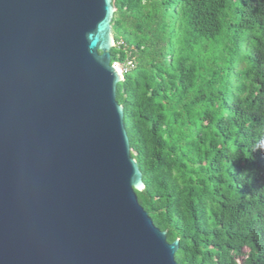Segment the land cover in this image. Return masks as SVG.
I'll return each instance as SVG.
<instances>
[{"label":"water","instance_id":"95a60500","mask_svg":"<svg viewBox=\"0 0 264 264\" xmlns=\"http://www.w3.org/2000/svg\"><path fill=\"white\" fill-rule=\"evenodd\" d=\"M112 0H0V264H180L136 191Z\"/></svg>","mask_w":264,"mask_h":264},{"label":"trees","instance_id":"16d2710c","mask_svg":"<svg viewBox=\"0 0 264 264\" xmlns=\"http://www.w3.org/2000/svg\"><path fill=\"white\" fill-rule=\"evenodd\" d=\"M112 3L140 204L180 264H264V0Z\"/></svg>","mask_w":264,"mask_h":264},{"label":"built area","instance_id":"2783aa9c","mask_svg":"<svg viewBox=\"0 0 264 264\" xmlns=\"http://www.w3.org/2000/svg\"><path fill=\"white\" fill-rule=\"evenodd\" d=\"M115 46L123 47L128 54L124 62L118 60L112 62L115 66H117L120 69V71L124 75L125 72L135 67V55L132 54V50L134 49V47L128 46L123 38L116 40Z\"/></svg>","mask_w":264,"mask_h":264},{"label":"clouds","instance_id":"9594fccd","mask_svg":"<svg viewBox=\"0 0 264 264\" xmlns=\"http://www.w3.org/2000/svg\"><path fill=\"white\" fill-rule=\"evenodd\" d=\"M256 149L264 150V141L258 143L256 145ZM246 178V173L241 174V180H244Z\"/></svg>","mask_w":264,"mask_h":264},{"label":"rangeland","instance_id":"374dc122","mask_svg":"<svg viewBox=\"0 0 264 264\" xmlns=\"http://www.w3.org/2000/svg\"><path fill=\"white\" fill-rule=\"evenodd\" d=\"M238 261H239V264H242V262H241V260H240V259H238Z\"/></svg>","mask_w":264,"mask_h":264}]
</instances>
